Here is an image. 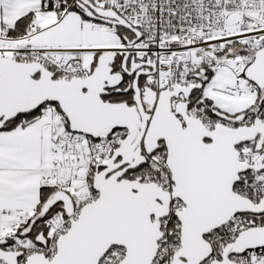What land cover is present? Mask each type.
Segmentation results:
<instances>
[{"label": "snow or ice", "instance_id": "1", "mask_svg": "<svg viewBox=\"0 0 264 264\" xmlns=\"http://www.w3.org/2000/svg\"><path fill=\"white\" fill-rule=\"evenodd\" d=\"M0 264H264V0H0Z\"/></svg>", "mask_w": 264, "mask_h": 264}]
</instances>
